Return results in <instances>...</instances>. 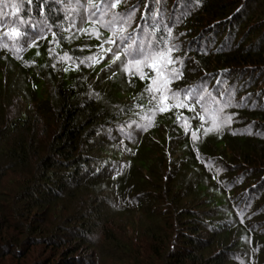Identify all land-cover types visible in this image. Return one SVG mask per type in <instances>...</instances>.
Returning <instances> with one entry per match:
<instances>
[{"label":"trees","instance_id":"obj_1","mask_svg":"<svg viewBox=\"0 0 264 264\" xmlns=\"http://www.w3.org/2000/svg\"><path fill=\"white\" fill-rule=\"evenodd\" d=\"M259 1L0 0V264H264ZM133 6L124 31L171 29L180 79L108 54Z\"/></svg>","mask_w":264,"mask_h":264},{"label":"snow or ice","instance_id":"obj_2","mask_svg":"<svg viewBox=\"0 0 264 264\" xmlns=\"http://www.w3.org/2000/svg\"><path fill=\"white\" fill-rule=\"evenodd\" d=\"M119 0H112L110 5H108L110 8L115 9L117 6V3ZM135 7L133 6L130 8L126 14L121 15L120 13H113L112 19L108 22V27L114 26L117 23L120 24L119 34L112 36L109 38L107 43H109L110 47L107 50L108 54H111L113 57V61L119 60L123 66V70L127 73L129 68L127 65V60L129 58H137V57H145L143 61H136V63L143 67L147 65L150 67L154 75L159 78L158 83H163L165 78L168 80V82L180 79L183 74V65L184 60L180 57L173 58L171 53L174 51H177L179 49V46L171 43V29L165 27V31L168 34L169 39L160 38L159 40H143L139 37L136 39H133L131 34H128L124 31V25L130 24L132 21V18L135 15ZM17 12V8L13 7V13L15 14ZM96 13H92V16L95 17ZM155 20V16L152 17ZM141 19H144V16H141ZM20 23H25L24 21H20ZM35 27V26H34ZM158 31L155 27H153V34ZM6 35H10V38L13 39L14 42L20 43L21 37L24 41H28L31 39V37L22 31H17L15 28L12 29L11 34L5 33ZM92 35H98L96 32H91ZM39 38V37H38ZM35 43L32 41V43H29V47L32 46V44ZM153 48L157 49V54H154L152 56V62L148 63L147 61V53L150 52ZM121 53L123 56H121ZM104 56L99 57L100 60L104 59ZM89 61H94L96 63L99 62L95 57H88L86 58ZM83 63V61H82ZM168 65H178V67H168ZM140 78L143 79V75H140ZM149 93H153L152 88V81L149 82V88L146 89ZM160 91L159 86H157L156 92L158 93ZM168 92V96H161L160 100L157 102L156 109L159 111H165L167 110L165 106V101L168 99H175L179 92H172L171 89H166ZM189 93L193 98H195L196 103H201L200 97L197 95L196 92L189 89ZM153 98L155 99V94H153ZM184 100H188V96L184 97ZM176 106V105H173ZM180 107L185 106L183 103L179 105ZM229 103L225 102L224 107H228ZM231 122V117H225L222 114V109H217V117H216V123L215 128L217 130L221 129L226 123ZM139 126V125H138ZM209 131V129H205V132Z\"/></svg>","mask_w":264,"mask_h":264},{"label":"rangeland","instance_id":"obj_3","mask_svg":"<svg viewBox=\"0 0 264 264\" xmlns=\"http://www.w3.org/2000/svg\"><path fill=\"white\" fill-rule=\"evenodd\" d=\"M264 6V2L262 0L259 1V4L257 5V11L255 12L256 13V16L259 15L261 13V11L259 10L260 8H262ZM122 218V217H121ZM130 219H133L135 218V220L139 221L138 218H140V215L139 214H132V216L129 217ZM119 226V225H118ZM123 227V226H121ZM127 231V230H126ZM126 231H124V233L126 234ZM128 234L131 235L132 234V231L129 230L128 231ZM91 254V253H90ZM94 253H92L91 255H93ZM106 258L107 256L105 254H103V258ZM112 261H103L102 264H111Z\"/></svg>","mask_w":264,"mask_h":264}]
</instances>
